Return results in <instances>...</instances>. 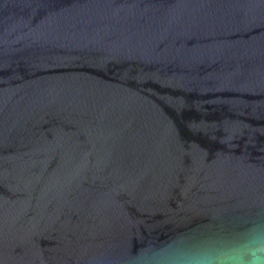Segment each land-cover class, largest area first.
<instances>
[{"label": "water", "instance_id": "water-1", "mask_svg": "<svg viewBox=\"0 0 264 264\" xmlns=\"http://www.w3.org/2000/svg\"><path fill=\"white\" fill-rule=\"evenodd\" d=\"M264 212V0H0V264H146Z\"/></svg>", "mask_w": 264, "mask_h": 264}, {"label": "clouds", "instance_id": "clouds-1", "mask_svg": "<svg viewBox=\"0 0 264 264\" xmlns=\"http://www.w3.org/2000/svg\"><path fill=\"white\" fill-rule=\"evenodd\" d=\"M145 260L146 264H264V212L228 235L178 236L154 248Z\"/></svg>", "mask_w": 264, "mask_h": 264}]
</instances>
